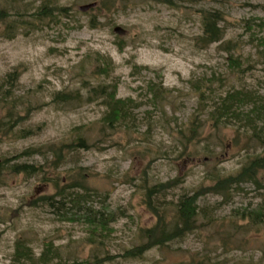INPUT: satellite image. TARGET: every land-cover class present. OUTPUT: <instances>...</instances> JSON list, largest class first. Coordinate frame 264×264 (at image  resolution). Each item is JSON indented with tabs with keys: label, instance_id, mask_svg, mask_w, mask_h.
I'll use <instances>...</instances> for the list:
<instances>
[{
	"label": "rangeland",
	"instance_id": "obj_1",
	"mask_svg": "<svg viewBox=\"0 0 264 264\" xmlns=\"http://www.w3.org/2000/svg\"><path fill=\"white\" fill-rule=\"evenodd\" d=\"M215 13L223 37L209 44ZM101 86L132 100L115 127L93 96ZM237 91L264 99V0H0V161L44 168L0 175V264L20 246L36 261L52 251L48 264H264V219L248 218L264 213V172L260 186L213 191L262 155L245 121L252 104L215 117ZM62 94L82 98L57 102ZM78 135L89 150L53 155ZM177 179L145 204L148 187ZM197 194L193 231L150 247L147 231L159 219L175 227L179 200Z\"/></svg>",
	"mask_w": 264,
	"mask_h": 264
},
{
	"label": "trees",
	"instance_id": "obj_2",
	"mask_svg": "<svg viewBox=\"0 0 264 264\" xmlns=\"http://www.w3.org/2000/svg\"><path fill=\"white\" fill-rule=\"evenodd\" d=\"M169 1V0H166ZM48 7H46L47 9ZM221 21V17L218 13L210 14L209 17H206L205 23V31L204 34L207 38V42L209 44H215L222 40L223 33L219 26V22ZM18 74H15L14 77H17ZM159 91V90H158ZM164 91V90H163ZM116 90L114 92H107L106 87L101 86L97 89H94L93 96L101 97L105 100L107 106V112L104 115L103 122L105 125L109 127H115L117 124L122 123L127 120L125 113V105L128 107V104L132 102L129 100H118L115 97ZM161 98V96L157 95ZM156 96V97H157ZM203 100L204 96L202 95ZM81 96L72 95V94H62L56 100L60 103H72L74 101H80ZM93 98H88V100H92ZM252 104V109L249 114L246 116V123L252 126V140L260 143V147L262 149V155L256 156L245 165L242 171L237 176L229 177L225 180L219 181L218 185H216L213 189L214 192H218V194H222L219 192H223L224 189L234 185L241 184L240 182H250L255 184L256 186H260L259 182V173L264 172V99L260 100V97H255L245 91H237V92H229L227 93L224 99H220V103L218 107L215 109V117L217 119H221L227 117L229 115H235L237 113V106ZM200 124L196 121V119L192 122L189 128V135L182 133L184 138H187L188 142H193L199 136ZM21 138H28L33 134L31 130H22ZM84 149H90V143L87 138L82 135H78L74 140L69 143H64L59 146L51 147V152L57 158H62L65 154ZM28 152L23 153V155H19L18 158H21L24 155H27ZM58 160L55 161V166L58 164ZM44 168L42 166L37 165H27V164H16L10 165L9 160H1L0 161V175L2 172H8L13 175L18 174H26L30 177L40 174ZM179 183V179L175 181H170L166 184H156L152 187L147 188L145 204L150 206L152 199L157 197L160 194H163L168 189L177 186ZM80 187L79 182L73 183L69 189H75ZM82 197L76 196L75 202L80 203V199ZM199 199V195L195 196H183L179 200V205L177 208V223L175 227L168 228L165 223L161 219L157 221L155 227L149 229L145 235V238L149 242V246H164L169 242L176 241L185 236L186 233L193 231L195 218H196V206ZM50 200V199H49ZM91 219L96 221L94 217L90 216ZM248 218L253 221L263 222L264 213L261 211L249 213ZM149 247V248H150ZM146 246L137 248L134 251H126L125 258H138L142 257L143 254L147 251H143ZM53 255L52 251H44L39 258L38 261L34 260L33 254L31 251L26 250L24 246L17 247V251L14 255V264H48L49 261L52 260ZM59 264H67V263H59Z\"/></svg>",
	"mask_w": 264,
	"mask_h": 264
},
{
	"label": "water",
	"instance_id": "obj_3",
	"mask_svg": "<svg viewBox=\"0 0 264 264\" xmlns=\"http://www.w3.org/2000/svg\"><path fill=\"white\" fill-rule=\"evenodd\" d=\"M96 6H97L96 3L89 4V5H86V6L81 7V8H80V11H82V12H87V11H89V10L95 8ZM113 32H114L116 35L120 36V37H123V36L126 35V31H125L123 28H121V27H116V28L113 30Z\"/></svg>",
	"mask_w": 264,
	"mask_h": 264
}]
</instances>
